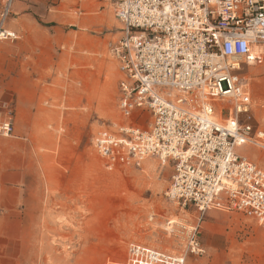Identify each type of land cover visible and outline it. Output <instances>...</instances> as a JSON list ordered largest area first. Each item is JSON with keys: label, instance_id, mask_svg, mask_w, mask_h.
<instances>
[{"label": "rangeland", "instance_id": "374dc122", "mask_svg": "<svg viewBox=\"0 0 264 264\" xmlns=\"http://www.w3.org/2000/svg\"><path fill=\"white\" fill-rule=\"evenodd\" d=\"M117 1L64 0L57 11L34 14L46 28L45 34L31 32L46 37L48 44L31 45L26 54L14 41H25L27 35L17 33L13 40L1 36L8 42V54L0 60V105L7 101L0 117L16 120L19 99L14 88L26 87L21 95L26 122L39 126L44 137L39 148L51 156L50 172L23 170L14 183L23 198L44 202L24 218L32 235L19 252L18 264H119L133 243L185 256L186 264H264V227L251 216L183 208L167 196L172 163L149 157L140 166L110 170L96 151V134L123 121L121 74L109 50L110 41L119 36ZM260 50L256 46L254 55ZM240 74L252 93L249 121L264 129V66L244 63ZM229 117L227 108L219 113L222 122ZM22 125L23 115L17 121L19 131ZM11 148L27 161L25 144ZM2 151L0 147V156ZM237 151L264 167V149L246 143ZM5 183L0 178L3 208ZM169 221L179 223L169 231ZM192 238L202 252H192Z\"/></svg>", "mask_w": 264, "mask_h": 264}, {"label": "built area", "instance_id": "2783aa9c", "mask_svg": "<svg viewBox=\"0 0 264 264\" xmlns=\"http://www.w3.org/2000/svg\"><path fill=\"white\" fill-rule=\"evenodd\" d=\"M115 16L119 36L109 50L121 74L123 121L94 138L107 168L140 166L149 157L172 163L170 200L202 214H248L264 227V167L237 151L246 143L264 149V129L249 121L252 93L240 74L244 63L264 66V0H118ZM220 101L233 128L216 120ZM13 133V117L1 120L0 136ZM3 209L0 187V215ZM192 240V252H202ZM119 264L186 258L133 243Z\"/></svg>", "mask_w": 264, "mask_h": 264}, {"label": "crops", "instance_id": "0c3cea01", "mask_svg": "<svg viewBox=\"0 0 264 264\" xmlns=\"http://www.w3.org/2000/svg\"><path fill=\"white\" fill-rule=\"evenodd\" d=\"M64 0H0V31H6L10 34L23 33L25 41H14L16 46H20L22 52L27 53L31 45L48 44L46 37L34 34L31 30L39 29L41 34H45V26L41 25L34 14H47L57 11L63 6ZM8 10V11H7ZM5 12L7 15H4ZM0 37V60L7 49L6 39H16L11 37ZM252 65L251 67H253ZM14 90L18 93L19 106L16 120H14V132L17 135L12 137L0 136V147H2V155L0 156V178L6 182L4 212L1 215L0 222V264H18L19 252L24 249V244L29 236L32 235V226L28 225L24 218L30 214H34L35 205L44 204L43 199L39 197L23 198L19 195V191L15 190L17 186L14 184L19 182L20 172L39 175L50 172V154L44 150H40L39 146L43 143L42 132L35 122H26V111L24 108V100L21 96L26 91V87L18 86ZM6 104L7 101L2 102ZM3 104L0 108H3ZM23 115V125L21 131L17 128V121ZM7 117V116H6ZM0 117V121L6 119ZM25 141V142H24ZM26 145L27 161L21 159L19 152H14L12 145ZM23 172V173H24ZM18 184V183H16ZM24 205H26L24 207ZM4 261V262H3Z\"/></svg>", "mask_w": 264, "mask_h": 264}, {"label": "bare ground", "instance_id": "6f19581e", "mask_svg": "<svg viewBox=\"0 0 264 264\" xmlns=\"http://www.w3.org/2000/svg\"><path fill=\"white\" fill-rule=\"evenodd\" d=\"M4 34H7V33H4ZM257 48H259V49H261V47L260 46H257ZM256 55V54H255ZM249 67H251L252 65H254V63L253 62H249ZM249 84V83H248ZM252 86V85H251ZM249 87H250V84H249ZM251 89V88H250ZM221 102V101H220ZM220 108H221V110L223 111L224 110V108H226L225 107V105H223V104H221V106H220ZM217 118H216V120L218 121V122H220L222 125H225V126H227L228 128H233L234 126H235V124H236V122H235V119L233 118V117H229V118H231V120L230 121H227V122H222V120L221 119H219V115H217L216 116ZM228 118V119H229ZM8 137H10V136H8ZM154 166H155V164H154ZM174 203H176L177 204V202H174ZM153 219V218H152ZM174 223H179L178 221H169L168 223H167V225H166V230H171V229H173V226H172V224H174ZM189 229H191V230H194L195 229V227H193V226H190L189 227ZM173 243L174 244H176V245H178V246H180V247H182V242H179L178 240H175V241H173ZM184 247V246H183ZM153 248V247H152ZM200 249L202 250V248L200 247ZM160 250H162V249H160ZM197 250V249H196ZM164 251V250H163ZM203 251V250H202ZM183 255V254H182Z\"/></svg>", "mask_w": 264, "mask_h": 264}]
</instances>
